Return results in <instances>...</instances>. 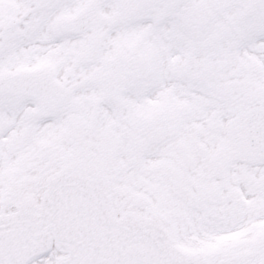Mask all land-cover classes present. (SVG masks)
I'll list each match as a JSON object with an SVG mask.
<instances>
[{
	"label": "snow or ice",
	"instance_id": "snow-or-ice-1",
	"mask_svg": "<svg viewBox=\"0 0 264 264\" xmlns=\"http://www.w3.org/2000/svg\"><path fill=\"white\" fill-rule=\"evenodd\" d=\"M0 264H264V0H0Z\"/></svg>",
	"mask_w": 264,
	"mask_h": 264
}]
</instances>
